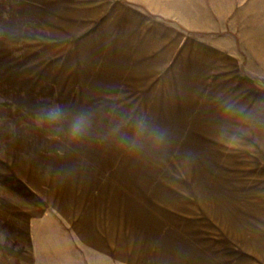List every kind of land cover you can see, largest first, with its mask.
Listing matches in <instances>:
<instances>
[{
	"label": "crops",
	"instance_id": "obj_1",
	"mask_svg": "<svg viewBox=\"0 0 264 264\" xmlns=\"http://www.w3.org/2000/svg\"><path fill=\"white\" fill-rule=\"evenodd\" d=\"M159 4L161 0H0V264H115L138 258L145 248L156 256L169 255L168 264H197L195 247L177 241L175 227L162 236L160 211L152 212L151 203L144 201L140 169L113 164L117 155L110 144L98 148L97 120L77 115L67 122L59 107L65 95L58 97V108L50 101L51 93L72 92L95 93L89 98L95 102L104 101L107 93L106 99L114 101L110 84L123 80L129 70L131 76H146L143 68L155 59L166 60L151 46L157 37L143 34L142 26L123 13L167 9ZM103 11L112 12L101 23L105 36L93 22ZM103 42L105 49L99 51ZM224 50L205 51L202 57L181 54L185 59L175 62L164 84L160 78L153 86L191 87L186 108L201 105L203 140L218 142L217 147L203 145L201 178L209 189L203 210L222 232L216 244L200 248L207 254L213 251L208 248L254 253L255 247L242 244L246 218L242 184L236 183L242 168L236 172L235 145L227 143L242 138L226 133L227 125H253L252 118L220 115L225 107L214 103L204 87L236 86L220 81L214 56L225 57ZM103 66L109 86L95 76ZM141 79L129 86H145ZM177 91L160 92L162 102L152 107L161 109L167 99L173 104ZM233 108L239 110L241 104Z\"/></svg>",
	"mask_w": 264,
	"mask_h": 264
},
{
	"label": "rangeland",
	"instance_id": "obj_2",
	"mask_svg": "<svg viewBox=\"0 0 264 264\" xmlns=\"http://www.w3.org/2000/svg\"><path fill=\"white\" fill-rule=\"evenodd\" d=\"M146 5L151 6L149 3ZM159 5L167 9L123 12L142 26L143 34L157 37L156 43L151 45L157 47L156 54L160 51V54L167 55L166 60L160 62L155 59L156 63L143 68L150 75H138L137 78L136 75L131 76L129 70V75H123V80L110 84L114 101L106 99L107 93L102 95L104 101L96 102L89 99L95 93H51V105L54 107L55 104L58 108V97L61 99L65 95V104H59V107H63L61 113L67 122L77 115L81 119L86 116L97 120L95 124L100 129L98 136L100 140L103 139H98V148L107 149L108 143L113 154L117 155L113 157V164L121 162L140 169L139 179L145 180L142 186L146 195L144 201L151 203L152 212L160 211L162 236L175 227L177 241L195 247L194 259L197 264H236V261L240 264H264V0H161ZM110 13L99 12L93 21L98 24L96 31L101 35L105 34L101 23ZM113 13L116 15L120 12ZM97 47L99 51L105 49V43H99ZM219 47L221 51L225 49L226 54L225 57L214 56V61H219L221 67L218 70L222 75L220 81L236 86L204 87L210 90L211 94L208 95L213 96L214 103L225 107V114L220 115H226L231 120H244L249 115L252 118L253 125H244V121L241 125H227L228 136L242 139L226 142L235 145L232 147L236 152V172L239 165L242 168L236 177V183L241 181L242 184L239 192L243 200V218H246L242 222L245 226L242 244L255 247L252 249L254 253L245 248L233 253L230 248H208L213 251L207 254L206 248H200L209 242L216 244L215 240L220 238L222 232L216 221L209 220L203 210V197L206 198L208 193L205 192L209 189L203 188L201 178L203 145L208 142L217 147L218 142L203 140L201 105L186 108V103L189 104L191 99L187 91L191 87L153 86L160 78L164 84L166 73L173 69L175 62L185 59L180 58L181 54L196 52L202 57L205 51L218 52ZM83 59V62L89 61ZM100 62L104 60L98 59ZM154 64L157 67H153ZM103 67L98 69L99 73L95 76L104 80L99 81L101 85L109 86L105 82L107 74ZM139 78H142L145 86H129ZM239 83L243 86H237ZM171 89L178 90L174 93L178 103L175 100L170 104L167 99L163 101L161 109L152 107L159 100L162 102L160 92L166 95ZM72 103L76 108L68 107ZM193 104L196 105V102ZM240 104V111L233 108ZM77 105L80 106L77 108ZM150 249L145 248V252L139 256L135 253L138 258L115 264L169 263L168 252H165L168 256L164 254L160 257L155 252H149Z\"/></svg>",
	"mask_w": 264,
	"mask_h": 264
}]
</instances>
